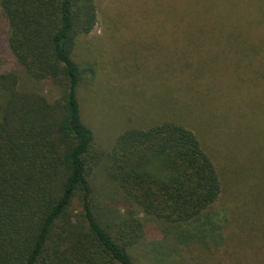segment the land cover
<instances>
[{
    "label": "trees",
    "instance_id": "trees-1",
    "mask_svg": "<svg viewBox=\"0 0 264 264\" xmlns=\"http://www.w3.org/2000/svg\"><path fill=\"white\" fill-rule=\"evenodd\" d=\"M97 1L0 0V264H139L148 218L173 238L164 264H264L234 242L240 211L264 205V0L211 1L195 21L183 2L163 22L178 36L127 33V50L115 18L96 34ZM138 42L149 63L122 88L115 61ZM93 98L113 111L108 145ZM97 173L124 203L99 206ZM201 219L209 238L181 227Z\"/></svg>",
    "mask_w": 264,
    "mask_h": 264
},
{
    "label": "rangeland",
    "instance_id": "rangeland-1",
    "mask_svg": "<svg viewBox=\"0 0 264 264\" xmlns=\"http://www.w3.org/2000/svg\"><path fill=\"white\" fill-rule=\"evenodd\" d=\"M211 1L215 3L219 2L218 0H98L97 2L100 8L101 17L96 25V34H100V32H102L104 24L106 21L108 22L107 18L110 16L112 18V23L115 18L116 23H114L113 27L115 28V31L120 34L119 43L123 46L122 50H127L129 47V45L126 44L128 41L127 33L131 34L129 36L130 38L134 36H141L136 37L140 40V42L151 40V37H149L150 35L161 38L163 33L166 35L167 33L172 34L173 37V34L176 32V37L178 36L176 35L178 33L176 28H172V26L171 28H165L163 26L165 17L172 18L171 21H177L178 15L183 13V10L180 8L181 4H183V2H187V4H185L187 7L184 10V13H186L189 19L195 21L200 17L201 13H207V3H211ZM2 27L4 26L0 17V35ZM140 42L133 47V50L135 51L133 55L130 53L126 56L121 52L115 61L118 64H115L117 67L116 78L119 86L122 88L124 87L127 89L132 86V79L140 80L137 75H135L136 71L133 70V68H135V64L138 65L141 63L143 66L148 65L149 63V52L147 53L149 49L146 45ZM157 42L155 43L154 41L156 45H158ZM11 64L12 58H10L7 54V49L0 48V71L6 69V67H11ZM150 79L151 76H149L146 81L148 82ZM27 82V78L24 77V79L22 78L19 81V86L26 87L31 85V83ZM36 85L39 89L43 88L42 83H38ZM91 103L93 110L89 111V113L93 120L92 128L96 134V144L103 142L108 145V140L111 139L110 134H112V129H110L104 122L103 126L99 127L98 125L100 124V121L108 119L113 111L105 107L104 104L102 106V101L99 100V98H93ZM94 172L97 171L94 169ZM94 177L96 178V183L100 189L97 201L99 206L103 208L105 212L115 208L116 206L114 204H119L121 202L124 203L123 198L122 201L119 202L120 194H113V192H111L112 189L104 184V180L99 173L95 174ZM240 213H245L244 217H248L249 220L247 219L246 222L244 221V223L240 225L234 242L240 248L242 247L244 251H251V253H257L259 255L264 254V251H261V245L264 244V205L254 204L249 211L246 212L241 210ZM141 215L142 214H140V216ZM147 220L148 221L145 225L148 234L145 235L146 238H143L139 244L133 247L132 254L139 264H149V262H151L150 258L152 255L156 254L159 258H163V261L159 264H164V253L171 252V254H175L176 252L172 246V243H174L172 242L173 238L165 237L166 233L163 230H160L161 227L158 224V221L150 218ZM181 227L183 229H190L192 233L195 232L193 234V236H195L194 238H209V236H212L211 234L209 235V227L205 225V220L203 219ZM179 228L180 227H176L173 231L177 233ZM211 228L212 226H210V231ZM183 233L184 232L182 231V234ZM154 248L156 252L153 251Z\"/></svg>",
    "mask_w": 264,
    "mask_h": 264
}]
</instances>
